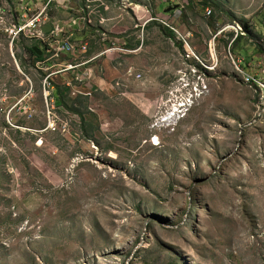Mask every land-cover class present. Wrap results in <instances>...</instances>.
Returning a JSON list of instances; mask_svg holds the SVG:
<instances>
[{
  "label": "rangeland",
  "instance_id": "1",
  "mask_svg": "<svg viewBox=\"0 0 264 264\" xmlns=\"http://www.w3.org/2000/svg\"><path fill=\"white\" fill-rule=\"evenodd\" d=\"M205 1L69 0L56 62L0 0V264H264V0Z\"/></svg>",
  "mask_w": 264,
  "mask_h": 264
},
{
  "label": "built area",
  "instance_id": "2",
  "mask_svg": "<svg viewBox=\"0 0 264 264\" xmlns=\"http://www.w3.org/2000/svg\"><path fill=\"white\" fill-rule=\"evenodd\" d=\"M40 1V0H38ZM69 2V0H47V2L42 6L41 10L35 15L33 16V19L30 22H26L23 27L20 25H16L14 24L12 26V30H11V34L15 35L14 38L18 37L20 34H25L27 32H29L32 36V38H35L39 41H41L42 44H44V46L46 47V59H49L50 61H60L61 57L59 56V54H57L54 50L51 49V46L54 47L55 49L58 50V52L62 55H65L66 57L69 56H77V55H82L84 54L86 51L85 50V45H81L80 42L78 41H73V36L76 30H78L79 25L73 30H71L70 26H66L65 23L64 24H57L58 19L53 15V7H63L66 5V3ZM67 7V6H66ZM82 3H79V17L80 18H84L82 15ZM76 16L74 15L71 20L73 21L74 25L76 26L77 23L75 22ZM55 23V28L52 31V33H44L43 30L46 28V25L48 23ZM61 37H68L65 39H61ZM235 39H233L231 41V43H233ZM116 48L115 47H108L107 49H105L104 52L100 53L99 56L104 55L105 53H110L115 51ZM50 56L53 57L52 59H50ZM45 57V56H44ZM43 60V59H41ZM46 61H40V66L42 68H44ZM262 65H264V59L262 62H260V64L258 65V68L261 67ZM73 65L70 67L69 70L66 71H72L73 70ZM64 72V71H63ZM62 72V73H63ZM244 77H245V83L246 85H252V86H258L260 85V79L256 76H251L249 74H245L244 72H241ZM131 76V73L128 75ZM29 81L30 79L27 78ZM48 81L49 79H47L45 81V86H44V92H45V98L48 102L49 98H50V89L48 88ZM31 82V81H30ZM52 89H54V86L52 87ZM48 112L49 114H51V110H50V106L48 105ZM52 125H55V123H52Z\"/></svg>",
  "mask_w": 264,
  "mask_h": 264
},
{
  "label": "trees",
  "instance_id": "3",
  "mask_svg": "<svg viewBox=\"0 0 264 264\" xmlns=\"http://www.w3.org/2000/svg\"><path fill=\"white\" fill-rule=\"evenodd\" d=\"M203 7H211L212 8V10H214L215 12H217V11H220L221 10V6L219 5V4H217V3H214V2H211V1H205V0H203ZM212 12V11H211ZM245 28V30H247L249 27H247V26H245L244 27ZM169 31V30H168ZM170 32V31H169ZM229 36H231V38H233L232 37V34H230V35H228V37ZM243 39H245V38H243ZM242 38H238V39H236V40H234L233 41V43H232V46H233V48H235L236 46H237V44L239 43V41H241V40H243ZM28 51L32 54V55H34V56H36L37 58H38V54L37 53H35L34 52V49H28ZM260 51V49H258V52ZM261 53H263L262 51H260ZM39 60H41V59H39Z\"/></svg>",
  "mask_w": 264,
  "mask_h": 264
},
{
  "label": "water",
  "instance_id": "4",
  "mask_svg": "<svg viewBox=\"0 0 264 264\" xmlns=\"http://www.w3.org/2000/svg\"><path fill=\"white\" fill-rule=\"evenodd\" d=\"M170 9H171V8L169 7V8L167 9V11L170 10ZM50 31H51V27L48 26L47 29H45V33H46V34H47V33H50ZM34 52L37 53L38 55H41V53H42L41 50H39V49H34Z\"/></svg>",
  "mask_w": 264,
  "mask_h": 264
},
{
  "label": "bare ground",
  "instance_id": "5",
  "mask_svg": "<svg viewBox=\"0 0 264 264\" xmlns=\"http://www.w3.org/2000/svg\"><path fill=\"white\" fill-rule=\"evenodd\" d=\"M170 116H172V114H170ZM169 118H170V117H168L166 120H168ZM166 120H165V121H166ZM155 139H156V138H155ZM156 140H157V139H156Z\"/></svg>",
  "mask_w": 264,
  "mask_h": 264
},
{
  "label": "crops",
  "instance_id": "6",
  "mask_svg": "<svg viewBox=\"0 0 264 264\" xmlns=\"http://www.w3.org/2000/svg\"><path fill=\"white\" fill-rule=\"evenodd\" d=\"M114 31H115V25H114Z\"/></svg>",
  "mask_w": 264,
  "mask_h": 264
}]
</instances>
